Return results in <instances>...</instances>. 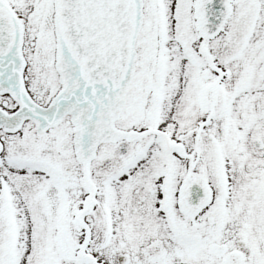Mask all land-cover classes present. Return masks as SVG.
I'll return each mask as SVG.
<instances>
[{"label": "snow or ice", "instance_id": "obj_1", "mask_svg": "<svg viewBox=\"0 0 264 264\" xmlns=\"http://www.w3.org/2000/svg\"><path fill=\"white\" fill-rule=\"evenodd\" d=\"M0 264H264V0H0Z\"/></svg>", "mask_w": 264, "mask_h": 264}]
</instances>
